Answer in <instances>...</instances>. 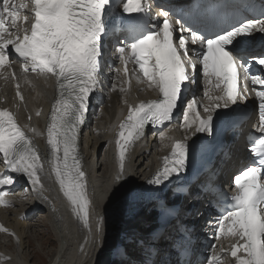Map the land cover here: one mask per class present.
<instances>
[{
	"label": "snow or ice",
	"instance_id": "obj_1",
	"mask_svg": "<svg viewBox=\"0 0 264 264\" xmlns=\"http://www.w3.org/2000/svg\"><path fill=\"white\" fill-rule=\"evenodd\" d=\"M31 2L34 22L29 31L18 27L21 9H27L28 5L2 0L0 67L10 66V54L14 52L22 59L25 72L31 70L55 77L58 97L47 130L50 154L45 159L73 212L90 230L92 201L79 152L80 129L88 111L90 94L100 87L104 56L102 41L108 34L109 21L116 16L117 9L130 21L125 29L128 35L120 39L114 49L124 66L123 73L127 76V65L133 63L146 78L149 87L159 94L155 100L130 107L126 120L119 126L116 140L119 172L115 177L118 187L113 191L112 198L121 205L130 206L143 195L134 179L125 175V161L130 148L145 136L148 125L164 126L172 122L176 110L183 107L182 126L185 129H191L198 120L195 132L211 134V112L227 108L229 103L236 105L241 98L247 101V83L240 84V81L251 80L258 100L257 131L260 133L257 141L259 151L254 147L253 152L261 160L258 166L249 165L234 176V193L228 196L231 204L218 215L215 225L217 240L220 235L238 238L230 252L235 264H264V75L250 74L249 67L256 63L264 70V52L249 58L239 51L244 45V37L252 36L254 31L264 34V17L245 16L244 0H222V3L212 7L211 13L206 2L190 3L187 8L178 11L161 4L156 16L163 19L149 21L143 25L146 29L143 30L138 17L151 13V4L146 0ZM24 19L27 20L28 16ZM193 46H198L199 51ZM190 52L198 58L199 71L207 84L215 80V88L224 86L221 89L223 95L215 97L209 96L205 88V96L216 101L212 107L204 106L203 110L209 112L206 118L199 116L195 96L187 102L181 99L186 86L196 83L197 63ZM114 72L120 73L121 68L115 67ZM193 114L194 119H190ZM159 136L164 139L163 132ZM189 147L187 137L184 141L175 142L171 155L164 158L163 168L147 184L159 188L170 178L186 174ZM0 154L11 172L24 175L34 190L43 188L39 175L44 168L41 155L13 113L6 109L0 110ZM13 182L11 176L0 179V185H11ZM0 203H6L3 195H0ZM103 219L100 216L97 221L98 239L95 243L98 248L104 246ZM0 231L9 230L0 225ZM241 252L244 255H240ZM122 254L128 253L125 250ZM159 254L158 249L149 247L139 264H157L155 257ZM159 264H172V261L162 259ZM208 264L217 262L209 261Z\"/></svg>",
	"mask_w": 264,
	"mask_h": 264
},
{
	"label": "bare ground",
	"instance_id": "obj_2",
	"mask_svg": "<svg viewBox=\"0 0 264 264\" xmlns=\"http://www.w3.org/2000/svg\"><path fill=\"white\" fill-rule=\"evenodd\" d=\"M111 72L113 73L114 70H110V68L102 72L99 93L103 95V100L98 101L97 96L92 99L90 112L80 129L79 152L82 157L83 170L88 178L89 198L92 201L89 220L91 230L73 212L72 205L63 195L54 173L51 172L50 165L45 159L50 154L47 130L53 105L58 97L55 80L50 76L27 77L18 71L17 75L25 99L22 102L14 100L11 89L8 90L10 86L5 87L0 94V106L9 108L13 113L17 123L41 155V162L44 164L43 171L39 173L42 189L34 190L29 186L24 175L9 171L14 182L7 188L8 191L3 196L6 203H0V219L16 231L20 242L15 245L11 238L0 235V258L3 259L4 264H36L30 252L29 237L31 234L37 236L34 232L39 233V230L43 229L40 227L45 226L46 223L52 226L58 242V248L50 255L52 257L49 264H108L107 260L109 262L114 260L116 264H139L149 247L159 250L160 254L155 257L157 264L162 259H169L172 264H177L173 239L180 236L181 227L176 226L178 221L172 220L165 233L157 232L155 237L150 236L157 230L160 213L175 203L174 187L167 192L165 200L156 197L155 203L146 194V186L148 185L147 181L161 169L164 158L171 152L173 143L185 139L190 133L194 134V131L185 129L181 123H177L165 131L164 139H161L159 135L151 134L150 130H146L145 136L130 148L125 161V175L134 179L138 190L143 193L135 203L142 205L146 213L151 210L152 214L148 216L133 204L130 206L121 205L117 200H113L112 193L118 187L115 177L119 172V155L116 144L120 131L119 126L126 120L130 107L136 106L140 101L156 99L158 92L154 88L140 83L136 78L133 81L132 89L126 92L121 75L111 74ZM110 78L115 79V86L118 87L117 91L113 93L109 91ZM193 94L198 99L204 100L200 89H197ZM3 97L8 98L7 104L2 103ZM95 115L97 116L95 117ZM255 115L256 113H254L253 119ZM94 118H96L97 125L88 131ZM245 128L228 132L225 135L228 142L225 149L228 152L227 159H223L224 153H221L214 162L215 167L220 171L221 178L227 180L233 171L236 174L241 166V161L248 159L245 137L242 134V130ZM83 132L85 133V142L82 146ZM105 145L107 146L105 147ZM101 150L104 152V158L102 162H99L97 152ZM102 164L104 168H102ZM234 164L236 166L232 169ZM5 169L3 158H0V170L4 171ZM192 193L196 194L197 191ZM192 200V209H199L200 212L198 215L187 218L184 214L187 211L185 208L183 209L181 218L190 229L191 240L183 239L182 242L193 248L194 258H196L202 248V240L214 237L215 228L211 225V214L208 213L211 204L199 199L193 198ZM150 202L153 204L146 209ZM184 205L187 208V202ZM39 212L46 214L40 220L42 225L40 223L32 224V219ZM100 216L104 218L103 248H98L95 243L98 239L96 228ZM188 221H192L193 224ZM131 224L136 225L137 228L126 237L125 241H121L122 232L127 233ZM33 228L38 230L33 231ZM171 228L173 229L169 231ZM158 240L160 242L156 244ZM43 242L44 240H39V246L43 245ZM133 247L138 254L129 250ZM125 250L127 255L122 254ZM220 250L219 248L214 253L217 254ZM117 251L119 263L115 260ZM229 262L230 258L228 257L226 264L232 263Z\"/></svg>",
	"mask_w": 264,
	"mask_h": 264
},
{
	"label": "rangeland",
	"instance_id": "obj_3",
	"mask_svg": "<svg viewBox=\"0 0 264 264\" xmlns=\"http://www.w3.org/2000/svg\"><path fill=\"white\" fill-rule=\"evenodd\" d=\"M98 114V113H97ZM97 115H95L96 117ZM96 119V118H94ZM93 119V120H94ZM93 123L89 126V130L90 131V128H93L95 127V125H97L96 123V120L92 121ZM182 124V122H179ZM85 134V133H84ZM82 146L84 145V142H85V135L82 136ZM104 158V152L101 150V151H98L97 152V159L99 160V162H102ZM102 168H104L103 164H102ZM135 207H138L142 210V212L145 214V210L143 209L142 205L140 204H137V203H134L133 204ZM152 204H150L146 209H148ZM151 210H148L147 211V215L149 216V214H152L150 212ZM41 213V214H39ZM37 214L36 217H34L32 219V224H36L38 225V223H40V225H42V222L40 221L42 219L43 216H45L46 214L44 212H39ZM37 220H39L40 222H38ZM156 223H157V220H156ZM40 228H43V229H40L39 230V233L36 231L34 233H36L37 236H34L33 234L30 235L29 237V241L31 243V254L33 255L34 257V262L36 264H49L50 263V260H51V257L50 255H52V251H56V249L58 248V242L56 241V238H55V233L53 231V228L50 224H45V226H41ZM137 228L136 225L134 224H131L128 229L129 231L127 233L124 234V231L122 232V237H121V241H125L126 240V237H128L130 235L131 232H133L135 229ZM173 228H171L169 231H171ZM35 230H38L37 228H33V231ZM146 233H148L147 230H145ZM151 233V232H150ZM149 234V233H148ZM39 240L43 241V245L39 246ZM160 242V240L156 241V244H158ZM11 247V246H10ZM130 251H133V253L135 254H138V252H135L134 250V247L133 249L130 248L129 249ZM113 259H114V254L112 255ZM115 260H117V262L119 263L120 260H119V257H118V251L115 253ZM107 263L108 264H116V261H108L107 260Z\"/></svg>",
	"mask_w": 264,
	"mask_h": 264
}]
</instances>
